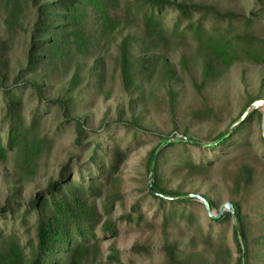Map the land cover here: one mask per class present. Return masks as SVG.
Instances as JSON below:
<instances>
[{
  "label": "trees",
  "instance_id": "16d2710c",
  "mask_svg": "<svg viewBox=\"0 0 264 264\" xmlns=\"http://www.w3.org/2000/svg\"><path fill=\"white\" fill-rule=\"evenodd\" d=\"M30 2L34 8V18L28 29L24 66L14 75L11 84L6 85L3 82L4 76L0 77V114L5 129L4 142L0 135V162L13 153L17 171L31 174L39 156L52 146L56 134L48 136L39 130L42 112L39 110L40 105H54L58 108L61 119L54 133L63 123L73 120V143L78 147L88 148L82 161H75L73 165L69 159L63 161L55 176L48 179L42 188L34 191L25 201L14 198L16 191H11L4 198L0 205V218L5 220L3 226H0V264H119V251L111 245L106 255L102 259L98 258L100 236L113 238L117 234L116 221L109 217V213L112 205L122 197L114 189L118 183L119 167L128 156L129 148L137 146L140 137L145 133L157 136L160 141L166 138L144 129L139 121V113H136L122 122L121 128L129 133L124 145H121L122 138L116 140L113 139L115 137H108L110 147L101 145L99 141L90 145L80 144L83 126L77 117L71 115L73 90L79 82L76 72L67 82L63 96L49 99L45 97V81L36 76L37 69L43 63L51 64L57 58L71 53L73 47L76 51L84 50V39L92 34L96 39L109 37L117 27L109 8L115 7L117 0H87L93 10V33H89L81 24L84 7H79V0ZM255 4L246 14L221 11L211 4L174 0H132L126 9L129 10L132 6L139 15L140 38L145 43L164 41L165 29L160 22V16L166 9L174 12L172 30L188 33L194 42L195 54L200 59L198 81L192 80L194 90L200 93L234 63L264 65V35H260L256 29L264 16V0H256ZM56 17L58 21L55 22ZM232 23L236 26L230 29ZM129 39V35L122 36L117 46L121 82L127 93L131 92V88L138 87L140 70H143L137 59L134 63L131 59ZM88 41L92 43L95 40L91 37ZM163 62L165 63L164 60ZM166 71L171 73L173 70L168 67ZM20 79H23L21 84ZM22 88H28L36 102L28 119L24 117L19 96ZM239 100V110L225 129L214 137L205 139L210 141V146H205L203 141L195 139L190 133L187 135L186 129L175 140L156 143L144 159L145 177L148 176L144 183V194L135 199L129 210L118 216V220L139 222L142 218L140 203L144 198L154 204V214L160 215L162 226L179 219L191 223L194 214L190 206L200 204L203 208V205L189 197V193L170 188L165 183V177L172 172L207 171L212 164L225 156L253 146L250 128L253 125L259 128L263 121V111L261 104L250 106L254 101H264V79L259 80L256 90L243 89ZM132 102L129 107L135 108V103ZM168 108L171 111L176 110L174 96L171 94ZM241 115V119L233 124ZM189 117L197 122L211 117L215 119L208 104H203L201 109H192ZM255 141L264 154V137L258 135ZM155 149L151 166V155ZM256 179L257 172L254 167L243 164L237 168L232 186L238 191L246 190L255 184ZM147 181L150 182L149 187ZM194 192L204 197L210 210H215L217 214L219 205L215 197L207 192ZM229 203L233 212L223 211L216 219L210 218L203 208L206 220L210 227L214 224L218 230L226 224L229 226L237 252L233 264H253L249 261L250 249L244 233L245 215L242 206L238 199H230ZM7 223L10 226L8 230L5 229ZM210 233V229H207L205 237L212 242ZM21 238H24L23 242ZM220 238L222 237L219 233V243ZM138 248L131 247L132 250ZM164 252L167 260L174 264L172 246L167 245ZM222 253L225 254L226 250L219 249L218 255ZM188 264L212 263L206 254L197 252L188 255Z\"/></svg>",
  "mask_w": 264,
  "mask_h": 264
},
{
  "label": "rangeland",
  "instance_id": "374dc122",
  "mask_svg": "<svg viewBox=\"0 0 264 264\" xmlns=\"http://www.w3.org/2000/svg\"><path fill=\"white\" fill-rule=\"evenodd\" d=\"M44 1L51 0H37V3ZM131 1L117 0L115 7L109 8L117 23L109 37L96 39L92 34L84 39V50L76 51L73 47L71 53L57 58L55 62L39 66L36 76L45 81V97H62L67 89V82L76 72L79 82L73 90L71 115L77 117L83 126L80 144L90 145L99 141L101 145L110 147L108 137H115L113 139L116 140L122 138L121 145H124L129 133L121 128L122 122L128 120L131 114L139 113L140 124L148 131L175 140L186 129L187 135L190 133L195 139L203 141L205 146H210V141L205 139L223 131L236 116L242 90L258 89L259 80L264 79V65L234 63L197 93L192 80L198 81L200 59L195 54V45L188 33L172 30L174 12L166 9L160 16V22L165 29L164 41L145 43L140 38L139 15L132 6L129 10L126 9ZM174 1L211 4L221 11L243 14L256 6V0ZM79 2V7H84L81 24L85 30L93 33L95 22L92 7L87 0ZM33 18L34 8L30 0H0V77L4 76L3 82L6 85L11 84L14 75L24 66L28 29ZM57 19H54L55 22ZM234 26L236 25L232 23L230 29ZM256 29L260 35H264V16ZM125 35L130 38L133 63L137 59L143 69L140 70L138 87L131 88L128 93L123 90L121 82L117 47L120 38ZM91 37L95 41L89 43ZM168 67L173 70L171 73L166 71ZM19 81L21 84L23 79ZM170 94L174 96L175 111L168 108ZM19 96L24 117L28 119L36 104L35 99L29 94L28 88L20 89ZM132 101L135 108L129 107ZM263 102L254 101L250 107L259 106L260 103L263 111ZM203 104L211 106L215 119L211 117L203 122L190 119L189 112L194 108L201 109ZM39 110L42 111L39 130L48 136L56 134L54 142L36 160L31 174L17 171L13 153L0 162V205L11 191H16L14 198L25 201L34 191L42 188L48 179L55 176L63 161L69 159L73 165L75 161H82L87 152L88 147H78L73 143V120L63 123L54 133L61 119L58 108L54 105H40ZM262 113L263 121L259 128L255 125L250 128L252 147L225 156L212 164L207 171L172 172L165 177V183L170 188L189 194H194V190L199 193L207 192L216 198L219 206L230 199H238L245 215L243 227L249 243V261L253 264H264V154L255 141L258 135L264 137V112ZM4 133L0 114L2 142ZM159 141L157 136L145 133L140 137L137 146L129 148L128 156L119 167L118 183L114 189L122 197L112 205L109 213V217L116 221L117 234L113 238L100 236L98 258L102 259L111 245L119 251V264H173L167 260L164 252V248L170 245L173 248L174 264H188V255L197 252L206 254L212 264H233L237 252L229 226L226 224L221 230L214 224L210 227L200 204L190 206L194 215L189 224L187 220L179 219L162 226L160 215L154 214V204L144 198L140 203L142 218L139 222L118 220V216L127 212L131 203L144 194V183L148 177H145L144 159L147 152ZM243 164L254 167L257 179L253 186L238 191L233 188L232 180L237 168ZM211 212L216 215L215 210ZM4 221L0 218V226H3ZM5 229H10L9 223ZM207 229L211 231L212 242L205 237ZM219 233L222 237L220 243L217 242ZM97 234L99 235L98 230ZM23 240L21 238L22 242ZM132 246L139 248L132 250ZM219 249L226 250V253L218 255Z\"/></svg>",
  "mask_w": 264,
  "mask_h": 264
},
{
  "label": "water",
  "instance_id": "95a60500",
  "mask_svg": "<svg viewBox=\"0 0 264 264\" xmlns=\"http://www.w3.org/2000/svg\"><path fill=\"white\" fill-rule=\"evenodd\" d=\"M263 103H264V102H263ZM258 104H259V103H258ZM263 112H264V106H263ZM237 121H238V120H237ZM237 121H236V122H237ZM223 137H224V136H223ZM169 141H170V139H169V138H166V139H164V140H161L159 144L167 143V142H169ZM215 143H216V142H215ZM156 149H157V148H156ZM156 149L154 150V152H153L152 155H151V160H150V162H151V166H152V164H153V162H154V157H155ZM147 185H148V187L150 186V182H149V181H147ZM188 196H189V197H192V198H195L197 201H199V202L203 205V208H204V210L206 211V214H207L210 218H212V219H216V218H218V217L221 215V213H222L223 211H229L230 213L233 212L232 205H231L229 202H224V203H222V204L218 207V209H217V214L214 216V215H212V212H211V210H210V208H209L208 202H207V200H206L204 197H201L199 194H188Z\"/></svg>",
  "mask_w": 264,
  "mask_h": 264
},
{
  "label": "bare ground",
  "instance_id": "6f19581e",
  "mask_svg": "<svg viewBox=\"0 0 264 264\" xmlns=\"http://www.w3.org/2000/svg\"><path fill=\"white\" fill-rule=\"evenodd\" d=\"M259 105H260V103H259Z\"/></svg>",
  "mask_w": 264,
  "mask_h": 264
}]
</instances>
